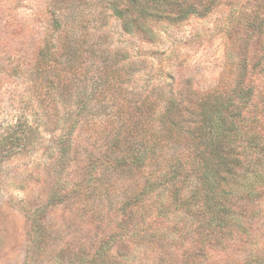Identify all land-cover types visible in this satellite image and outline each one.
Instances as JSON below:
<instances>
[{
  "label": "rangeland",
  "instance_id": "obj_1",
  "mask_svg": "<svg viewBox=\"0 0 264 264\" xmlns=\"http://www.w3.org/2000/svg\"><path fill=\"white\" fill-rule=\"evenodd\" d=\"M205 13L147 45L109 0H0V264H264V194L247 192L263 151L216 216L112 161L158 141L168 92H225L247 72L264 97V0Z\"/></svg>",
  "mask_w": 264,
  "mask_h": 264
},
{
  "label": "trees",
  "instance_id": "obj_2",
  "mask_svg": "<svg viewBox=\"0 0 264 264\" xmlns=\"http://www.w3.org/2000/svg\"><path fill=\"white\" fill-rule=\"evenodd\" d=\"M109 4L122 20L124 32L149 45L157 42V24L175 26L192 17L203 18L217 0H109ZM250 76L246 72L243 79L227 83L225 92L208 96H199L191 87L188 95L183 91L166 93L163 124L155 133L158 141L154 145L141 142L133 151L127 148L123 156L112 161L124 159L126 167L132 168L134 160L140 168L148 167L143 192H153L161 185L174 207L209 208L216 216L243 188L239 173L247 151L255 147L264 152V97L256 92ZM165 147V153L149 156ZM252 162L254 183L247 192L254 202L264 194V188L259 187L264 185H256L263 175L257 169H264V160ZM127 260L124 255L111 258L108 264H124Z\"/></svg>",
  "mask_w": 264,
  "mask_h": 264
}]
</instances>
